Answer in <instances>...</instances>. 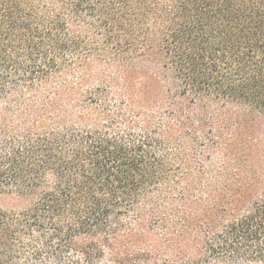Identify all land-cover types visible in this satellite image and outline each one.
<instances>
[{
	"label": "trees",
	"instance_id": "obj_1",
	"mask_svg": "<svg viewBox=\"0 0 264 264\" xmlns=\"http://www.w3.org/2000/svg\"><path fill=\"white\" fill-rule=\"evenodd\" d=\"M2 196L0 264H264V0H0Z\"/></svg>",
	"mask_w": 264,
	"mask_h": 264
},
{
	"label": "rangeland",
	"instance_id": "obj_2",
	"mask_svg": "<svg viewBox=\"0 0 264 264\" xmlns=\"http://www.w3.org/2000/svg\"><path fill=\"white\" fill-rule=\"evenodd\" d=\"M93 69H97V67ZM11 203H12V200L9 196L0 197V207L9 208V206H11ZM104 264H107V263H104Z\"/></svg>",
	"mask_w": 264,
	"mask_h": 264
}]
</instances>
